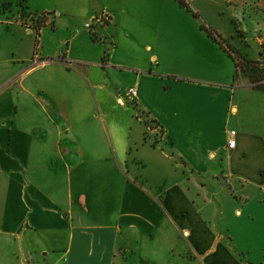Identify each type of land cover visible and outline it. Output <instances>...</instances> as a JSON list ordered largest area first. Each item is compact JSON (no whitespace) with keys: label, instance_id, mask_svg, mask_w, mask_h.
Segmentation results:
<instances>
[{"label":"crops","instance_id":"0c3cea01","mask_svg":"<svg viewBox=\"0 0 264 264\" xmlns=\"http://www.w3.org/2000/svg\"><path fill=\"white\" fill-rule=\"evenodd\" d=\"M186 2L0 0V264H264V0Z\"/></svg>","mask_w":264,"mask_h":264},{"label":"rangeland","instance_id":"374dc122","mask_svg":"<svg viewBox=\"0 0 264 264\" xmlns=\"http://www.w3.org/2000/svg\"><path fill=\"white\" fill-rule=\"evenodd\" d=\"M17 7H19V9H23L22 6H20V5L17 6ZM26 9H28V11L30 10V11L37 12L35 9H32V7H29V8H26ZM261 11H262V14L253 13V14H251L252 15L251 17L247 16V19L249 21H252V25L253 26L257 25V23L259 21H262L261 26L264 28V16H263L264 15V10H261ZM227 14L228 13H226V15ZM207 15H209V18L217 25V27H221V28L223 27L224 20H225L224 19L225 17H224L223 14H222L223 16H221L219 13L213 12V10H212V12H207ZM44 16H46V15H42L41 14L39 16V18H38L39 25L41 23L42 24L43 23H47V20L44 18ZM240 20H241V23L237 22L240 29L236 28V26H237L236 22L235 23L229 22V24H231V25L234 24V26L232 28L234 29V31L238 35L237 36V40L238 41H241L240 39H242V38H240V32L239 31H243L245 29L244 27L246 26V24H245V26H243V24L247 22V21L246 22L243 21L242 18ZM226 21L227 20H225V22ZM262 32H264V31L262 30ZM258 33H260V32H258ZM250 43H251V46L253 47V48L251 47V50H252V53H253V57L250 56L251 55V53H249L250 50L246 46H244V49H243L244 51L247 52L245 54L243 52L237 51L235 49V47L229 46L227 43H223L225 45V47H227V49H229L230 51L234 52L235 57L237 58V61H238V64H239V79H242L245 76H249V74L252 72L249 69V66H247L248 65V63H247L248 61L254 60L253 58H260L259 60L264 62V56L260 57V51L262 50V48H261L262 45H258L253 39L250 41ZM254 213H256L257 216H258V214H260L262 217H264V206H256V207H254ZM262 239L264 240V238H262ZM252 255L254 256V258L262 259L261 261L264 260V243H263V241H262V246L257 247L253 251ZM259 264H261V263H259Z\"/></svg>","mask_w":264,"mask_h":264},{"label":"built area","instance_id":"2783aa9c","mask_svg":"<svg viewBox=\"0 0 264 264\" xmlns=\"http://www.w3.org/2000/svg\"><path fill=\"white\" fill-rule=\"evenodd\" d=\"M109 20H110L109 14L105 11H102L101 13L92 16L85 25L92 32V36L97 38L98 27L104 26L105 24H107V22H109ZM36 25H37L36 28L40 30L41 26H39V21ZM39 62H41V60H36V63H39ZM127 94L130 95L131 97H135L137 96V90L131 87L128 90ZM147 126H148L149 132L154 133L155 135L164 136V131H163L162 126L158 124L157 122L153 123L152 121H150V123L149 122L147 123ZM236 133H237L236 130L230 131L231 138L228 141V146L230 148H234L236 146V138H235Z\"/></svg>","mask_w":264,"mask_h":264},{"label":"trees","instance_id":"16d2710c","mask_svg":"<svg viewBox=\"0 0 264 264\" xmlns=\"http://www.w3.org/2000/svg\"><path fill=\"white\" fill-rule=\"evenodd\" d=\"M183 5L188 6L186 0H179ZM209 34L217 39L218 35L214 30L208 29ZM218 40V39H217ZM219 41V40H218ZM262 50L260 51V57L264 56V43L261 46ZM249 69L252 71L249 76L253 84L264 89V62L257 60H250L247 62ZM237 67L239 69V64L237 62ZM150 123V121H148ZM154 123V121H152Z\"/></svg>","mask_w":264,"mask_h":264}]
</instances>
